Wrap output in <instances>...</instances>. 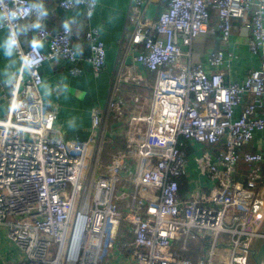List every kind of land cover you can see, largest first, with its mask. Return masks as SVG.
Returning a JSON list of instances; mask_svg holds the SVG:
<instances>
[{"label":"built area","instance_id":"1","mask_svg":"<svg viewBox=\"0 0 264 264\" xmlns=\"http://www.w3.org/2000/svg\"><path fill=\"white\" fill-rule=\"evenodd\" d=\"M97 1L60 0L59 6L70 10L79 3L91 16ZM153 1L132 0L127 46L135 60L156 72L149 112L138 93L119 94L118 73L105 109H94L90 136L81 140L57 130L56 112L40 91L41 67L61 58L73 75L86 62L98 76L106 63L99 30L89 29L90 53L81 55L70 28L40 25L30 0H0L1 27L21 60L12 88L2 94L9 108L0 117V226L19 252L1 264L254 261L264 239V151L240 149L264 131V0H168L152 21L145 10ZM235 19L242 21L240 31L249 37L251 52L263 50V61L243 81L228 82L219 68L232 54L218 48L206 61H195L192 46L218 31L221 42L228 43ZM22 25L37 41H46L48 50L37 42L26 48ZM206 65L216 70L208 72ZM124 79L144 80L140 75ZM247 95L251 100L245 102ZM111 115L126 124L127 150L104 159ZM190 143H223L216 155L204 150L194 157L199 175L212 187L190 179ZM241 159L249 165L245 178L238 176ZM183 178L192 185L186 191ZM122 226L133 234L129 254L120 248ZM190 242L200 246L197 258L180 252L189 251Z\"/></svg>","mask_w":264,"mask_h":264},{"label":"crops","instance_id":"2","mask_svg":"<svg viewBox=\"0 0 264 264\" xmlns=\"http://www.w3.org/2000/svg\"><path fill=\"white\" fill-rule=\"evenodd\" d=\"M30 1L39 16L37 20L40 25H44L53 31L63 27L71 29L75 46L81 55L90 53L86 34L91 28L99 30L100 38L104 41L106 47L105 67L98 76L93 73L91 66L86 62L80 64L83 71L79 75H73L70 72V63L61 58L47 60L41 67L43 83L40 91L47 105L55 110V125L63 136L81 140L88 139L91 132L92 113L97 107L102 110L105 109L113 80L118 73L122 75L119 94H124L128 91L138 93L141 103L146 105V107L149 105L152 87L156 80L155 72L146 69L135 60V53L127 49L133 30L130 20V17L134 15L132 0H98L91 16L87 14L85 7L79 3L72 9L65 10L59 6L60 0ZM167 4L168 0L150 2L145 10L146 17L155 21L160 12L167 7ZM211 14V23L216 25L218 21L217 13L212 10ZM1 19L2 14L0 11V87L2 88H0V117L4 116L9 108L8 101L2 94L9 92L16 75L21 69V60L10 42L8 31L1 27ZM233 24L234 28L230 40L226 44L221 42L219 31L215 34L200 36L192 46L193 59L204 62L210 51L224 48L232 56H227L224 65L219 69L225 73L228 82H241L245 79L249 70L262 67L263 50L260 54L252 53L249 48V37L240 31L242 21L235 19ZM248 25L251 26V23ZM24 36L27 37L25 32ZM27 41L30 43L37 42L43 51L48 50L46 41H37L35 37ZM183 49L188 51L189 47L183 46ZM183 61H186V57H183ZM206 69L208 72L216 70L209 65H206ZM129 75H140L143 76L144 80L141 83L126 81L124 78ZM250 100L251 95H247L245 102ZM240 112L241 107H238L237 114ZM108 123L110 131L112 129L113 132L107 133L105 146L108 144L112 148L119 150L120 147L126 145L124 138L126 124L113 115L109 117ZM189 147L193 149L188 154L190 158L188 166V170L191 173L190 179H200L204 187H212L213 182L209 178L199 175L194 161L197 153L201 154L204 150L209 149L198 143H190L188 149ZM221 147H224L223 143L215 146L214 151H210L216 155L217 150ZM245 151H264V131L255 133L254 138L245 144L241 152ZM238 168V176L245 178L249 165L244 166L241 164ZM188 179L183 178L181 180L182 191H186L192 186ZM4 228L0 226L1 248L3 242L13 244L5 233ZM121 234L123 238L129 237L126 246H130L133 241V234L127 230L126 226L121 227ZM120 248L125 254H129L131 251V247L129 251L123 250L121 245ZM11 257L10 251L0 250V264L6 258Z\"/></svg>","mask_w":264,"mask_h":264},{"label":"rangeland","instance_id":"3","mask_svg":"<svg viewBox=\"0 0 264 264\" xmlns=\"http://www.w3.org/2000/svg\"><path fill=\"white\" fill-rule=\"evenodd\" d=\"M155 75H156V72H155ZM149 110H150V104L149 105H147V113L149 112ZM244 146L245 145H243L242 147H241V151L243 150V148H244ZM214 147L215 146H207L206 147V149H209V150H211V151H214ZM203 149V148H202ZM192 148L191 147H189V149L187 148V151H188V154L189 153H191L192 152ZM240 151V152H241ZM111 154H109V155H107L106 157H105V152H103V158L104 159H106L108 156H110ZM244 165V166H246L247 164L244 162V160L243 159H241L240 161H239V163H238V166L239 165ZM197 175H198V173H197ZM122 186H124V184L123 185H118V189H120ZM119 191V190H118ZM5 229V228H4ZM5 233L7 234V230L5 229ZM10 243V242H9ZM9 243H7V242H3V244H2V248H1V246H0V250H3V251H10V255L12 256L11 258H15L16 256H17V254H18V252H19V249H17V247H15V245H13V244H9ZM189 247H190V250L189 251H180L181 252V254L182 255H185V256H192V257H195V258H197L198 256H199V254H200V246L199 245H194L192 242H190L189 243ZM11 258H9V259H11ZM62 264H65L64 263V260L62 261ZM251 264H254V261L251 263Z\"/></svg>","mask_w":264,"mask_h":264},{"label":"trees","instance_id":"4","mask_svg":"<svg viewBox=\"0 0 264 264\" xmlns=\"http://www.w3.org/2000/svg\"><path fill=\"white\" fill-rule=\"evenodd\" d=\"M64 28V27H63ZM69 28V27H68ZM71 30V29H70ZM54 31H56V30H54ZM24 32L26 33V35H27V37L26 36H24ZM19 33H20V36H21V39H22V42H23V44H24V46L27 48V47H29L31 44H32V42L30 43V42H28L27 40L28 39H32V38H34V33H32V32H29V31H27L26 30V28L25 27H21L20 28V30H19ZM71 39H72V44L75 46V43H74V37H73V34H72V31H71ZM125 150H127V143H126V145H124L123 147H120L119 148V150H117V149H114V148H112L110 145H106L105 146V157L107 156V155H109L110 153H120V152H123V151H125ZM129 239V237L127 238V237H121L120 238V245L122 246V249L124 250H127V251H129V249H130V247L131 246H126V243H127V240Z\"/></svg>","mask_w":264,"mask_h":264},{"label":"water","instance_id":"5","mask_svg":"<svg viewBox=\"0 0 264 264\" xmlns=\"http://www.w3.org/2000/svg\"><path fill=\"white\" fill-rule=\"evenodd\" d=\"M254 264H264V239L254 256Z\"/></svg>","mask_w":264,"mask_h":264}]
</instances>
